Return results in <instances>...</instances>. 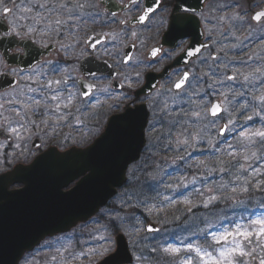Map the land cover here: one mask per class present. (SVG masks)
Listing matches in <instances>:
<instances>
[{
    "label": "flooded vegetation",
    "instance_id": "1",
    "mask_svg": "<svg viewBox=\"0 0 264 264\" xmlns=\"http://www.w3.org/2000/svg\"><path fill=\"white\" fill-rule=\"evenodd\" d=\"M34 2L35 0H6V6L15 8L17 14L29 17V19L21 21L23 24H34L32 18L37 12H40L44 20L41 24L35 25L38 30H43L49 20L54 21L59 18L66 23L60 25L58 29L53 24L47 35H29L22 42L28 46L25 51L29 54L18 57L17 62L10 66L22 68L23 75H0V105H2L0 107V146H2L0 147V161H2L0 162V172L17 162H26L39 156L48 146L65 149L72 145H79L80 140L87 141L92 133L103 129L111 115L121 113L125 107L141 108L142 105L148 110L147 125L144 130L146 138L158 142L155 151L149 150L151 158L149 170H154L153 164L155 165L156 162L154 155H162L160 151L162 141L169 139L164 138L169 112L180 111L182 117L178 119L184 120V123L178 121L172 124V130L188 128L198 132L202 129L201 121H192L187 116L189 110L193 108L201 112L203 103L200 99L203 97V92L204 95H208L218 89L213 80L209 83V79L206 77V86L203 91V69L206 70L210 67L211 79L217 73L220 50H218V45H222V43L219 44V33L222 27L219 17L223 14L231 16L232 20L228 24H224L223 27L231 26L234 31L241 34L246 54H249L255 43H264V21L256 22L251 19L254 12L264 10V0H189V3L198 7L207 17V22L201 19L199 23H194L190 29L192 34L194 28H200L203 37L199 44H206L207 47L202 48L198 55L191 57L185 63L184 54L171 55V58L163 53L157 58L150 56V50L154 46L161 47L170 54L174 48L172 34L168 31L166 11L171 8L170 3H166L164 10L150 16L146 22L139 23L137 22L138 16L146 4L152 3V0H138V2L137 0H48V8H51L52 11L33 7L32 13L19 12L21 7H32ZM39 2L43 3L44 0H39ZM60 4H64L65 7H57ZM239 16L244 19L234 18ZM3 19L6 23L7 19H11V17ZM121 21L131 22L122 24ZM252 31L256 36L252 35ZM133 32L137 34L135 37L132 36ZM191 34L185 38L186 43L192 39ZM113 35H115V41L112 39ZM224 35V32L221 33L222 37ZM89 36H102L106 40V44L97 49L98 55L95 59L88 55L92 49L85 44V40ZM34 41H39V43H34ZM45 44L48 45L47 48L43 46ZM62 45L64 47H61ZM20 46V44H13L11 47L7 44L4 45V47H8L9 53ZM105 47L107 53L104 52ZM42 49L45 52L39 53ZM246 54H244V60L250 56ZM81 55H83V60L78 59ZM181 55L183 56L179 59ZM125 56L131 57V61L125 62ZM24 60L29 63H23ZM89 61H91L89 66L104 61L103 78L90 82L98 88L108 87V93L96 92L92 96L83 97L79 95L80 90L73 89L71 81L74 77L82 75L80 64ZM33 65H36L38 75L30 71ZM65 69H67L66 73ZM248 70H252L250 66ZM185 71L190 73L189 79L182 90H177L173 87V83ZM136 73H140L139 79L136 78ZM65 74L68 75L69 83L53 85L52 88L41 87L46 84L47 80L62 79ZM27 76H35V79H25L24 77ZM129 81L133 83V88L127 86ZM10 82H14V84L10 85ZM29 87L40 88V90L28 92ZM57 90L62 97L59 102V112L55 110L57 102L50 99ZM184 90H190V99L178 104L179 107H172L170 92L178 94ZM69 92L74 93V99L65 108L64 104L67 103V100L63 98L67 97ZM122 93L128 95V100L117 101L120 108H109V104L113 103L115 97ZM45 97L48 99L45 100ZM29 98L40 100L41 105L34 106L33 109L25 112L21 104L14 102L20 100L22 103H29ZM165 105L167 106L165 107ZM45 109H47V114ZM17 111H21V114L25 116L24 120L16 115ZM61 116L64 119H60ZM186 117L190 123L185 122L184 118ZM29 120L35 121L36 126L27 123ZM45 120H47V124L43 123ZM215 120L220 121L221 124L226 123L219 117ZM7 124L24 125V129L21 131L24 139L18 140L15 136H10ZM119 129H122V126ZM230 129L232 131H229L228 128L227 132L223 136L218 135V138L234 140V137L244 129V126L236 130ZM171 136L177 137L178 135L172 134ZM75 142L78 143L74 144ZM17 144L21 147H16ZM140 170L144 171V168H140ZM59 238H65V235H58L43 242V245L47 244V246L39 250L34 258L36 264H74L72 260L74 246L71 244L60 245ZM51 240H56L57 244H49L48 242ZM53 257L56 259L54 260Z\"/></svg>",
    "mask_w": 264,
    "mask_h": 264
},
{
    "label": "snow or ice",
    "instance_id": "2",
    "mask_svg": "<svg viewBox=\"0 0 264 264\" xmlns=\"http://www.w3.org/2000/svg\"><path fill=\"white\" fill-rule=\"evenodd\" d=\"M138 2V0H137ZM166 3L171 4V8L166 10L167 11V20H168V31L172 34V40L174 44V48L171 54L167 51L162 49L161 47L154 46L150 50V56L152 58H157L161 53L165 56L171 55H180L184 54L187 57H193L198 55L201 52L202 48H206L207 45H201L200 47L193 48L190 42H185V38L190 36V29L194 23H199L201 19H204L207 22V17L205 13L201 12L198 7H194L189 0H152L150 5H147L143 8L141 14L137 18V22L144 23L150 16L155 15L157 12L164 10V6ZM33 7H38L41 10L47 9L48 11H52L51 8H48V0H44L43 3H40L39 0H35L32 7H21L19 9L20 13H32ZM57 7L64 8V4H60ZM83 7V5H81ZM115 15V14H113ZM11 17V19H7L6 23L4 22L3 18ZM240 20H243L244 17H234ZM29 17L23 14H17L15 8H9L6 6V0H0V75L3 76H21L23 75V69L20 67H11L10 65L14 62H17L18 57L22 55H28L26 53L27 45H24L22 42L29 37V35H41L45 36L49 33L52 28V25L55 24L57 29L60 25L66 23V21L61 20L59 18L55 19L54 21L49 20L47 25H45L43 30H38L35 25L41 24L44 20V17L41 16L40 12H37L35 16L32 18L34 20V24H23L21 21L27 20ZM219 19L223 21L225 19L224 16H220ZM251 19L256 22L264 21V10L256 11L252 14ZM131 21H121L122 24L129 23ZM62 34V33H58ZM137 34L135 32L132 33V36L135 37ZM18 38V39H15ZM113 41H115V35L112 37ZM34 43H39V41H34ZM7 44L11 47L13 44H20V47L15 48L11 53L8 51V47H4ZM85 44L92 49V52L88 55L95 59L97 53V49L100 48L101 45L106 44V40L102 36H89L87 40H85ZM45 48L48 47L47 44L43 45ZM234 46V45H233ZM61 47H64L63 45ZM104 52L107 53V48H104ZM110 54V53H109ZM10 57V59H9ZM78 59L83 60V55H81ZM216 59V57H213ZM248 59H252L249 57ZM131 57L125 56V62H130ZM23 63H29V61L24 60ZM190 62V61H189ZM91 61L87 63L80 64V72L82 75L79 77H74L71 81L73 89H78L79 95L83 97H89L94 95L96 92L101 93H108L109 88L103 87L98 88L95 84L91 83L92 80H98L103 78V64L104 61H100L99 63L89 66ZM149 66H151L149 64ZM30 71L37 73L36 65H33ZM67 72V69L64 70ZM207 76V73L204 74ZM140 73H136V78L139 79ZM190 73L185 71L183 75L173 83V87L177 90H182L186 82L188 81ZM25 79H35V76H27L24 77ZM264 67H256L253 69L252 72L248 73L244 76L245 81L249 80H259L260 85H264ZM227 80L231 81L235 79V76H227ZM69 83L68 75L65 74L62 79L47 80L46 84L41 85V87L52 88L53 85H61ZM129 88H133L134 85L131 81H129L128 85ZM40 88H32L29 87L27 89L28 92H36L39 91ZM45 100L48 97L44 98ZM50 99L55 104V110L57 112L60 111V101L62 97L60 96L59 90L56 91L55 94L51 95ZM63 99L67 100V103L64 104V107H68L72 103L74 99V93L69 92L67 97ZM254 101H257L258 104L255 106L253 115L261 118L264 120V90L261 91V94L254 95L252 97ZM120 100H128L127 94H121L116 96L113 100L112 104H109V108L115 107L120 108V104L117 101ZM29 103H22L20 100L14 101L17 104H21L22 109L27 112L28 110L33 109L34 106L39 107L41 105L40 100H32L29 98ZM134 103V101H133ZM167 105H165L166 107ZM2 107V105H0ZM95 107V105H93ZM247 105H241V108H245ZM226 109H222L220 104H212L211 108L208 110L209 114L212 117H218ZM45 113L47 114V109H45ZM16 115L20 117L21 120L25 119V116L21 114V111H17ZM193 116L197 118H201V112H193ZM60 119H64L63 116ZM115 120L123 121L127 125V128L124 131H131L135 127V123L137 120V109L135 107L128 108L125 107L122 110V114L117 115L114 117ZM245 120H252L253 116H245ZM7 123V120H6ZM27 123L31 124L32 126L35 125V121L29 120ZM43 123L47 124V120L43 121ZM213 127L215 126V120L212 122ZM234 123L233 120H229L228 123L220 129L221 133H225L228 129L229 125ZM24 129V125L19 124L18 126H12L11 124H7V131L10 136H15L18 140L24 139L21 135V131ZM185 131H187L185 129ZM239 138L242 142H246L245 147L248 145L255 146L259 143L262 147H264V125L261 128L256 130H248L247 128L240 130ZM191 140L197 139V136L192 135L190 137ZM188 137L178 140L179 144L188 145L190 142ZM2 147V146H0ZM16 147H21V145L17 144ZM227 155L232 157V159H236L238 153L232 149V145H228ZM183 157H181L182 159ZM257 158V152L252 151L250 155L245 152L243 155V159L248 161L249 159ZM2 162V161H0ZM199 164H204V161H198ZM240 169L244 170L245 172L248 171V167L246 165L241 164ZM216 169H211L210 171H215ZM220 171H226L225 168H220ZM262 173H264V169L262 168H254L251 169V176L252 179H245L244 185L239 188L233 186L231 191L233 193L240 191L246 192L248 191V184H251L254 180L255 186L264 190V179L257 178ZM235 180L239 181L243 179V177L237 175L234 177ZM181 181H183V177H181ZM183 183L178 184L177 187H182ZM167 187H172V185H168ZM220 187H224L221 185ZM213 192L212 188L208 189L209 195H207L206 199L203 200L204 206L207 207L208 205L212 204L213 202L221 199L220 195L211 194ZM200 195L203 196L204 193L200 192ZM163 201L169 205H176L178 203H182L187 207V210L190 212L192 205V201L185 197L183 200H171L167 196L163 197ZM147 211H153V208L146 209ZM157 212L164 211L163 205L159 208L155 209ZM178 218V217H177ZM112 220L119 219V216L111 217ZM100 227H104L101 225ZM208 227L210 228L211 225L209 224ZM148 231H155L151 226L148 227ZM208 236L211 238V243L208 247L198 246L193 244L192 242H188L183 244L182 246H174V245H165L159 251H162L165 254L171 255L172 257H178L180 254L186 253L181 261L180 264H250V259L245 260L244 258L248 257L251 259H255L253 253L255 252V248H252L251 245L256 243V246L259 247L262 251H264V215L258 216L255 219H250L247 224H240L236 223L232 228H225L221 232H209L207 233ZM100 239H106L105 237L101 236ZM211 249V250H209ZM107 251V249H105ZM153 251H157V249H153ZM194 253V255H193ZM83 255V253H81ZM55 260L56 257H53ZM259 264H264V256L259 259Z\"/></svg>",
    "mask_w": 264,
    "mask_h": 264
},
{
    "label": "rangeland",
    "instance_id": "3",
    "mask_svg": "<svg viewBox=\"0 0 264 264\" xmlns=\"http://www.w3.org/2000/svg\"><path fill=\"white\" fill-rule=\"evenodd\" d=\"M219 5H222V4H219ZM222 16L225 17L223 21L220 20L222 27L220 28V33H219V36H220L219 44L222 43V45H218V50L220 49V46H221V48H224L225 50L228 51V54L239 51L241 56L243 57V58L233 57L231 58L232 61H229V58L224 57L222 59H218L217 61L218 89L224 90L225 92L227 91L228 93H230L228 90L229 88H232L230 95L227 93H223V95L220 96L221 103L224 107L223 109H226V111H224L223 113V119L226 121V123H228L230 119L233 120L234 123L232 125H229L228 128H229V131H232L230 128H233V130H236L235 127H237L238 129L240 128L238 126H240V124L242 125V123L239 124L240 118L238 117L241 116L239 113L243 112L244 109H246V113H243V114L245 116H253V119L250 121L256 120V125L253 128L250 126H246L245 128H247L250 131L256 130V129L261 128L262 125H264V120H261L259 123L257 121L259 117L253 115L254 108L258 104V102L254 101L252 97L253 95L261 94V91L264 90V85H259V80L245 81L244 76L252 72L253 69H255L256 67H263L264 43L259 42V43H255V46L252 45L253 47H251L249 54H246L244 47H243L244 51H241L242 46L245 44L241 38V34L234 31V28H232L231 26H228L227 28L223 27L224 24H228L230 20L232 19L229 14H223ZM223 32L225 35L222 37L221 33ZM252 35H255L254 31H252ZM230 40H233V41H230ZM244 54H246L247 56L250 55L249 57H252V59L244 60V56H245ZM218 63H220V66L218 65ZM249 66L251 67L252 70H248ZM229 74H233L235 76V79L231 81L227 80L226 77ZM170 99L172 100V107H179L180 105L178 104L190 99V90H184L178 94H174V96L171 95ZM201 102L203 103V105L201 106V114H202L201 118L202 119L197 118L196 116L192 115L193 112H200L199 110L195 108L189 110V115L187 116L190 118L196 117L197 121L202 120L203 122L207 123V124L205 123L203 124L201 130H199L198 132H196L193 129H191L190 131L188 130L185 131L182 128L180 130H172L171 129L172 124L177 123L178 121L179 123H184V120L183 119L179 120L182 117V114L180 113V111H176L175 113L171 111L168 113V119H167L168 125L164 129V133H165L164 138L173 139V142H175L177 146H181V147L183 146L193 147L197 143L199 144L200 142H204L209 147H212L214 142L219 140L217 137H215V134L217 133V128H219V123H217L216 126L213 127L212 123L208 120L207 107L209 105V100L206 99ZM240 105H247V107L241 108ZM244 121H248V120L244 119ZM172 134H177L179 136L174 137V136H171ZM186 135H191V136L195 135L197 136V139L193 141L190 139L191 136H186ZM186 137L190 139V142L188 145H183V144L178 143V139L182 140ZM237 137L238 138L234 141V144H238L239 147L241 145V147H240V150H238L239 148L235 149V151L238 153V156L236 157V159H234L235 166L232 170L231 175L229 176V179L232 180L233 183L229 185L228 187H225V185L224 187H220L221 183L212 184V185L208 184V186L205 189L200 191L204 193L203 196H201L199 192V195L197 196L195 204L193 203L194 206H192V208L194 207V209L192 213L191 212L186 213L187 211H184V213L178 212L177 214L171 215L168 218H166L165 215H162L160 217L161 220H157L151 214L152 211L149 212L146 210L149 208L148 205L145 206L144 202L142 201H139V203L135 201L134 194L135 195L137 194L136 192H134V190L132 191L130 201L134 205V208H133L134 213L137 212V209H135L137 207L140 208L139 212L141 213L139 214V216L135 215V217L133 218L134 225L132 226L131 230L126 229L124 225H120V228H121V231H123L127 236L129 248L135 260V263L133 264H138V263L139 264H153L154 262H157L159 264L162 260L166 259L165 253L163 252L161 253L159 251L158 244H160L161 241L166 240L168 237L173 236V235L175 236V240L176 238L180 236H182L183 239L188 238L191 235H194L196 232L198 233L199 229H201L202 227L203 221L205 224L213 225L214 223L219 222L221 219H224V220L228 219L229 220L228 228L229 227L232 228L234 224L240 223L239 221L240 219L237 216H240L242 213L247 212L251 208H255L256 206H260L261 208H264V190L257 188L255 186V183L254 184L252 183V185L248 184L247 185L248 191L246 192L237 191L233 193L231 191V188L233 186H236L237 188L241 186H245L244 185L245 179H252L250 170L253 168L254 162L261 158L259 157L258 153L262 150V148H264L261 145H260V148H257V149L252 148L253 146H250V145L245 147L246 142H242L240 140L239 133ZM154 142L155 140L154 141L151 140L150 143L154 144ZM252 151L257 152V158H252V159H249L248 161H245L243 159V155L245 154V152H247L250 155ZM241 164H244L246 165V167H248L247 172L240 169ZM160 168L161 167H159L156 162L155 172L148 175V180H150L148 182H150V185L153 184L156 176H159L161 174V172L156 171ZM220 168L226 169V171H223V172L218 170V173L220 174V176H223V174L230 171L231 166L229 162L222 161ZM211 169H210V164H208L207 169L205 171L206 179L213 176V171H210ZM201 174H204V170L202 171ZM237 175L243 177V179H240L239 181L235 180L234 177ZM260 176L263 177L264 173L261 174ZM262 179H264V177ZM209 188L213 189V192L211 194L220 195L221 199L205 207L203 200L206 199L207 195H209L208 193ZM127 197H128V194H127ZM127 197L125 196L124 193H122V201L124 200V198H127ZM215 207H217V209H215ZM118 216H122V215H118ZM145 217L147 219H150V217H152V219L158 224L159 230L156 233H148L147 235L144 232V226L146 223ZM200 219H204V220L201 221V226L198 227L195 224V222L199 221ZM225 228L227 227H221L219 232L223 231ZM98 234L103 235V237H105L106 239H103V242L99 245L94 243V245L89 247L87 250V255H88L87 258L84 260H80V261H86L88 262L87 264H93V261L96 258L103 257L105 254L111 252L114 249V235H112L111 232L106 230L105 227H100L98 229ZM180 242L181 241L179 240L178 242L175 241L174 243H180ZM149 246L151 247L150 250L147 249ZM251 247L256 249L253 255L256 256L258 263H259V259L262 257L263 251L259 247L256 246L255 241L251 245ZM154 248L157 249V251L154 252L153 251ZM105 249H107V251H105ZM180 256L177 257L178 260H181ZM171 257L172 256L170 255L169 258ZM78 258H79V255L77 254L74 259L77 260ZM244 259L249 260L250 258L246 257ZM23 264H26V263H23ZM32 264H36V262H33ZM74 264H77V263H74Z\"/></svg>",
    "mask_w": 264,
    "mask_h": 264
},
{
    "label": "water",
    "instance_id": "4",
    "mask_svg": "<svg viewBox=\"0 0 264 264\" xmlns=\"http://www.w3.org/2000/svg\"><path fill=\"white\" fill-rule=\"evenodd\" d=\"M191 35L190 43L192 47H200L199 43L202 38L200 28H194ZM190 58L184 55V63ZM212 104H219V102L215 101ZM114 121L113 118L111 125ZM146 121L147 112L144 106H141L137 110V120L134 129L131 131L137 136L131 140L136 145L133 147L125 145L118 147V155L125 158L126 161L123 163H98V165H112L113 169L110 171L93 170L88 166L89 164L83 163L84 159L95 157L93 150L101 152L100 155H96L98 159L104 158L110 149L115 152L117 145L103 146L105 137L109 134L107 132L90 148L92 149L89 151L90 153L75 151L60 156L45 154L37 158L27 168L15 169L0 176V264H17L23 252L32 248L45 235L58 229H66L78 221L87 219L100 206L104 205L115 193V188L124 182L128 163L136 159L142 149L145 143L143 130ZM122 141L126 142L127 140L123 139ZM128 149L131 151L127 152ZM114 156L116 157L117 153ZM25 172L34 176L27 178L24 176ZM85 172H89L91 175V178L86 181L95 180L100 184L92 185L81 181L77 188L71 192L61 193L64 186ZM15 183H23L25 187L21 190L8 191L9 186ZM35 197L41 198L42 201H39L38 206L42 207L24 209L23 206H20L22 205L21 199ZM28 205L34 206L36 204L28 203ZM51 207L54 209H51ZM149 226L155 231L157 230V227L151 224L146 227V230ZM131 262L132 257L128 251L127 242L119 234L116 237L114 252L108 254L97 264H128ZM252 263L257 264L255 259H252Z\"/></svg>",
    "mask_w": 264,
    "mask_h": 264
},
{
    "label": "trees",
    "instance_id": "5",
    "mask_svg": "<svg viewBox=\"0 0 264 264\" xmlns=\"http://www.w3.org/2000/svg\"><path fill=\"white\" fill-rule=\"evenodd\" d=\"M164 179V178H163ZM190 189H187V192H189ZM167 196V195H164V197ZM169 198V201L173 200L170 196H167ZM163 205L164 207V211H162V215H165L166 218H168L170 215H175L176 213H178L177 209L178 208H181L183 207L182 204L178 203L176 205H169L167 203H165L163 201V199L161 198H156L154 201H153V207H161ZM139 209H137V212L138 213H141L139 212ZM261 215H264V208H261L260 206H256L255 208L252 209V211L248 214V213H245L241 216V219L239 220L240 221V224H247V222L250 220V219H255L257 218L258 216H261ZM159 219V218H158ZM170 219V218H169ZM198 235L199 234H194V235H191L188 239V242H198ZM200 239V238H199ZM206 240H209L208 242H211V238L204 234L202 235L200 241H206ZM166 260H167V257H165Z\"/></svg>",
    "mask_w": 264,
    "mask_h": 264
}]
</instances>
